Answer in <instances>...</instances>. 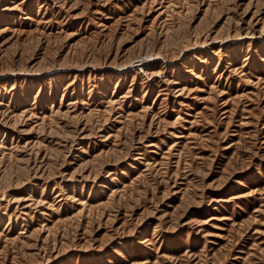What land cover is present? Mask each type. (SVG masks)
<instances>
[{
	"label": "rangeland",
	"instance_id": "rangeland-1",
	"mask_svg": "<svg viewBox=\"0 0 264 264\" xmlns=\"http://www.w3.org/2000/svg\"><path fill=\"white\" fill-rule=\"evenodd\" d=\"M0 264H264V0H0Z\"/></svg>",
	"mask_w": 264,
	"mask_h": 264
}]
</instances>
